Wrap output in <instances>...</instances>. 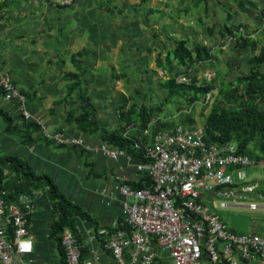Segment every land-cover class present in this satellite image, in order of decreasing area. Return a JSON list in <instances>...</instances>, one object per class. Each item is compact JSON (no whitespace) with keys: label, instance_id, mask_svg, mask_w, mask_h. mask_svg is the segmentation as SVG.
Listing matches in <instances>:
<instances>
[{"label":"crops","instance_id":"crops-1","mask_svg":"<svg viewBox=\"0 0 264 264\" xmlns=\"http://www.w3.org/2000/svg\"><path fill=\"white\" fill-rule=\"evenodd\" d=\"M263 0H76L60 7L46 0H0V69L12 75L27 96V109L42 117L50 132L84 139L85 148L59 147L44 141L41 132L34 143H22L16 132L6 133L0 118V153L17 155L40 175L52 178L61 192L89 216L78 220L76 232L83 244V262L115 264L103 250L97 232L122 222L121 184L141 182L138 162L128 155L117 160L103 155L102 133L122 134V114L141 107L158 108L153 120L167 122L170 99L162 84L181 71L176 63L157 66L181 40L188 47L203 45L212 58L191 71L197 79L216 71L233 81L253 68L252 58L264 47ZM242 5V9L238 8ZM244 27L257 48L240 47L235 32ZM168 66V68H171ZM73 74H78L75 79ZM95 109L99 132L83 134L77 118L84 98ZM0 110L23 121L15 100L0 90ZM130 136L146 143L138 130ZM251 168V180L264 189V156ZM115 194L117 200L108 201ZM29 231L34 244L33 264H66L52 237L56 219L43 191H35ZM110 203V204H108ZM262 211L264 209H261ZM234 230V229H233Z\"/></svg>","mask_w":264,"mask_h":264},{"label":"built area","instance_id":"built-area-1","mask_svg":"<svg viewBox=\"0 0 264 264\" xmlns=\"http://www.w3.org/2000/svg\"><path fill=\"white\" fill-rule=\"evenodd\" d=\"M46 1L67 7L76 0ZM261 14L264 20V0ZM234 34L248 37L244 27ZM213 78L214 74L205 73L196 84L200 87L202 81ZM176 83L191 85L192 78L182 74ZM0 88L6 98L17 102L22 120L35 123L45 140L59 147H86L81 137L50 132L45 120L27 109V96L17 88L12 75L1 69ZM213 95L214 90L206 94V104ZM157 121L143 130L132 122L123 132L128 138L138 130L147 140L135 147L143 149L145 159L138 162L137 170L150 184L138 189L126 183L119 186L124 197L123 219L114 228L97 232L103 250L112 255L115 264H264V236L237 233L210 205L218 200L219 210L264 209V189L249 175L260 162L240 153L233 141L206 142L203 126L178 124L155 131ZM101 152L113 160L127 155L107 145ZM34 195V191L21 193L11 204L0 196V264H33L29 218ZM113 200H117L115 194L108 197L109 202ZM26 244L29 248L25 250ZM61 247L66 264H94L98 260L83 262V244L69 229L61 237Z\"/></svg>","mask_w":264,"mask_h":264},{"label":"trees","instance_id":"trees-1","mask_svg":"<svg viewBox=\"0 0 264 264\" xmlns=\"http://www.w3.org/2000/svg\"><path fill=\"white\" fill-rule=\"evenodd\" d=\"M238 8L242 9V5L238 4ZM224 34L235 35L234 32L227 28L224 29ZM188 43L189 42L186 40L179 41L175 49L165 58L164 62L160 57H158L156 61L159 68L168 69L170 73H172L171 65L174 63L181 69V71L162 84V88L167 92V98H184L187 97L188 94H191L193 97L190 98L189 101L193 102L197 100L199 94H204L206 96L207 93L213 90L211 84L198 87L196 84L198 82L197 78L190 76V71L196 65L201 62L209 61L212 58V52L210 48L199 44L195 45L193 48H189ZM237 44L243 48L251 47L253 50L257 48L256 42L248 37L239 36L237 38ZM251 62L253 68L250 73L229 82L228 85L231 87V92L235 99L238 98L239 87L243 86L244 93L242 95L249 102V105L246 106L243 111H238L234 114H229L226 111L218 114V110L214 109L205 123V140L208 143L235 142L233 138L239 137L238 133L243 129L245 125L244 122H246V125L250 126L252 133L257 134L259 137V153L255 155L249 154L253 159L258 161L261 156H264V47L257 56L252 58ZM168 66L171 68H168ZM182 74L192 78L191 85H178L176 83V78ZM72 77L77 79L79 75L73 74ZM159 110H161L160 107L147 108L143 106L138 112L131 110L123 113L122 118L125 122V128L129 123L134 122L139 129H145L147 125L152 122L151 119L153 115ZM0 118L6 127V133L16 132L22 139L23 144L34 143L36 141L34 135L38 133L39 128L35 123L23 121V128L18 129L14 125V119L2 110H0ZM193 123L194 120L189 116L186 126H190ZM77 125L79 131L83 134L99 132L98 123L95 118V109L88 97L84 98L83 113L77 118ZM168 125V122L158 120L154 126V130L160 131L175 127L169 128ZM102 138L105 143L124 151L133 160L137 162L145 161L143 149L135 147L137 143H145L140 139L134 138L133 136L125 138L123 132L122 134L112 135L102 133ZM238 149L240 153H246L248 151V141L245 139L242 140L238 145ZM149 184V178L143 174L141 182L132 184L131 186L138 189L144 188ZM31 191H43L46 193L53 214L56 217L52 225V237L60 246L63 257L65 258V254L61 247V237L64 231L69 229L75 233L77 221L88 219L89 216L80 207L65 197L50 176L37 174L25 160L17 155H3L0 153V196L7 203L11 204L15 202V198L19 194Z\"/></svg>","mask_w":264,"mask_h":264},{"label":"rangeland","instance_id":"rangeland-1","mask_svg":"<svg viewBox=\"0 0 264 264\" xmlns=\"http://www.w3.org/2000/svg\"><path fill=\"white\" fill-rule=\"evenodd\" d=\"M209 73L213 74L211 72ZM232 81V79H228V76L222 74L220 71H216L215 77L210 82L202 81V85L211 84L214 90L213 98L208 104L204 101V94H199L197 100L193 102L189 101L193 97L191 94H188L184 98L176 97L170 99V104H168L166 110L167 115L171 117L167 121L169 128L178 124L186 125L189 116L194 120V123L190 126H203L205 128L206 120L214 109L218 110V114L224 111L229 114L243 111L249 105V102L242 95L244 93V87H239L238 98L235 99L232 95L231 87L228 86L229 82ZM244 124L243 129L238 133L239 137H234L233 140L238 145L242 140H247L248 153H246L255 155L259 153V137L257 134L252 133L250 126H247L246 122ZM210 205L216 210L220 218L237 233H255L264 236V210L250 211L237 208L219 210L218 200H213Z\"/></svg>","mask_w":264,"mask_h":264},{"label":"clouds","instance_id":"clouds-1","mask_svg":"<svg viewBox=\"0 0 264 264\" xmlns=\"http://www.w3.org/2000/svg\"><path fill=\"white\" fill-rule=\"evenodd\" d=\"M23 248L26 250V249L29 248V245L26 244V245L23 246Z\"/></svg>","mask_w":264,"mask_h":264}]
</instances>
